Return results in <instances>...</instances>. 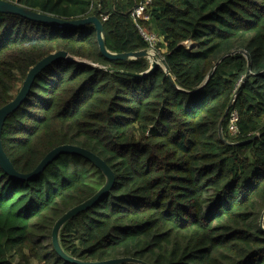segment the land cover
I'll return each instance as SVG.
<instances>
[{
    "label": "trees",
    "instance_id": "obj_1",
    "mask_svg": "<svg viewBox=\"0 0 264 264\" xmlns=\"http://www.w3.org/2000/svg\"><path fill=\"white\" fill-rule=\"evenodd\" d=\"M9 1L65 19L95 14L111 52L149 47L130 15L141 0ZM148 12L145 27L163 38L178 86L162 67L126 74L147 71L150 60H110L92 24L58 27L0 12V108L44 57L65 50L77 59H57L36 76L5 122L4 149L23 174L63 144L113 169L112 190L61 230L76 258L264 264V0H151ZM104 183L74 154L28 181L0 165V264H70L55 251L52 228Z\"/></svg>",
    "mask_w": 264,
    "mask_h": 264
},
{
    "label": "water",
    "instance_id": "obj_2",
    "mask_svg": "<svg viewBox=\"0 0 264 264\" xmlns=\"http://www.w3.org/2000/svg\"><path fill=\"white\" fill-rule=\"evenodd\" d=\"M0 12L20 15L29 20H33V21L41 22V23H48L51 25H57L58 27L78 28V27L92 24L95 27L96 32H97L96 34H97V40L99 43L100 50L110 60H133V59H137L141 57H145L150 60L151 65L147 71L143 73L125 72L126 74L131 75V76L141 77V76H145V75L152 73L158 67H162L166 75L172 80V82L176 86H178L175 79L173 78L172 74L170 73L169 69L167 68L165 64V58L160 56L157 52L152 50L150 47H147L139 51L122 52V53L111 52L110 50H108L107 45H106L105 30H104L103 23L101 19L95 14L87 16V17H83V18L65 19V18L57 17L54 15H50L47 13H43L40 11L30 9L28 7L22 6L18 3H15L9 0H0ZM189 46H192V45L189 44ZM245 54H246L247 59L249 60L247 53ZM226 56H223L215 64L214 68L209 73L208 78L206 79V82L201 87L206 85L207 81L209 80L211 75L214 73L218 64ZM60 58H67L69 60H77L76 57L70 55L65 50L55 51L49 54L48 56L44 57L42 60H40L36 65H34L30 69L17 96L12 101H10L9 103H7L6 105L0 108V165L11 177L16 178L18 180L28 181L34 178L35 176H37L38 174L42 173L46 169V167L49 164H51L54 160H56L61 154H74V155H78V156H81L89 160L105 176V183L93 196L81 202L80 204L73 206L72 208H70L68 211H66L61 217H59L56 220L52 228V235H51L52 245L55 251L58 253L61 259H63L65 262L70 263V264H150L149 262L143 259L132 257V256L117 257V258H111V259H106V260H82V259L76 258L72 256L71 254H69L64 249L61 243L60 234H61V230L64 227V225L68 221H70L72 218L77 216L78 214L95 206L107 193H109L112 190L116 182V176H115L113 169L98 154L80 145L63 144V145L55 147L50 152H48L45 155V157L40 161L38 166L32 172L23 174L16 170L11 159L9 158L8 154L6 153L4 149L2 132H3V127L5 125V122L8 116L12 114L13 112H15L23 104V102L25 101V99L27 98L29 92L31 91L33 87V83H34L36 76L43 69H45L55 60L60 59ZM250 72H251V68H250V63H249L248 73L245 76L244 80L248 78ZM232 104L233 102H231L229 108L227 109L226 115L229 113ZM260 227L264 230V210L261 214Z\"/></svg>",
    "mask_w": 264,
    "mask_h": 264
},
{
    "label": "built area",
    "instance_id": "obj_3",
    "mask_svg": "<svg viewBox=\"0 0 264 264\" xmlns=\"http://www.w3.org/2000/svg\"><path fill=\"white\" fill-rule=\"evenodd\" d=\"M151 3V0H141L137 4V6L134 7V9L131 11L130 15L135 21L136 25L139 28V31L143 38L148 42L149 47L157 52L160 56L163 57V52L158 49V44L163 43V38L157 35L155 32H152L150 30H147L145 27L144 22H150L151 21V15L148 12L149 5ZM107 16H103V19H106ZM238 114L237 112L233 111L229 118L228 128L230 132L236 133L238 126Z\"/></svg>",
    "mask_w": 264,
    "mask_h": 264
},
{
    "label": "rangeland",
    "instance_id": "obj_4",
    "mask_svg": "<svg viewBox=\"0 0 264 264\" xmlns=\"http://www.w3.org/2000/svg\"><path fill=\"white\" fill-rule=\"evenodd\" d=\"M152 32H155V31H152ZM156 33V32H155ZM162 44V47H160V49H161V51L162 52H164L166 49H165V46H164V44L163 43H161Z\"/></svg>",
    "mask_w": 264,
    "mask_h": 264
},
{
    "label": "bare ground",
    "instance_id": "obj_5",
    "mask_svg": "<svg viewBox=\"0 0 264 264\" xmlns=\"http://www.w3.org/2000/svg\"><path fill=\"white\" fill-rule=\"evenodd\" d=\"M154 52V51H153Z\"/></svg>",
    "mask_w": 264,
    "mask_h": 264
}]
</instances>
